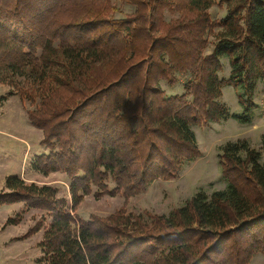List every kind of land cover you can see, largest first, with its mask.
Returning a JSON list of instances; mask_svg holds the SVG:
<instances>
[{"label": "trees", "instance_id": "trees-1", "mask_svg": "<svg viewBox=\"0 0 264 264\" xmlns=\"http://www.w3.org/2000/svg\"><path fill=\"white\" fill-rule=\"evenodd\" d=\"M119 1L134 9L114 19L112 0H0L2 98L31 107L25 115L45 150L32 166L68 186L62 195L7 177L0 206L41 212L21 236L42 232L36 264H248L264 254V134L259 150L245 139L221 147L226 188L198 192L167 215L125 204L77 214L87 196L126 203L177 178L200 155L191 127L226 117L221 86L240 89L248 108L264 84V0ZM213 6L225 10L222 20L211 18ZM222 57L227 81L218 79ZM180 75H190L183 92L167 94L162 83L173 87Z\"/></svg>", "mask_w": 264, "mask_h": 264}, {"label": "rangeland", "instance_id": "rangeland-1", "mask_svg": "<svg viewBox=\"0 0 264 264\" xmlns=\"http://www.w3.org/2000/svg\"><path fill=\"white\" fill-rule=\"evenodd\" d=\"M112 5L114 19L123 18L134 9L119 0H112ZM208 11L214 21H220L225 16V10L217 6ZM165 16L169 19L177 15L166 13ZM208 41L204 54H208L213 47L211 36ZM220 61L222 69L218 73V79L227 81L230 77L228 60L222 57ZM189 79L190 75H180L173 87L164 83L162 87L169 95L180 94L183 92V84ZM7 89L0 85V193L4 191L5 178L19 176L26 182L56 186L60 194L66 195L68 186L64 175L51 173L44 176L33 168L34 157L45 152L39 146L41 133L26 118V109H31L27 103L21 105L17 96L2 98ZM240 96L241 90L229 83L221 86L218 101L225 108L226 117L205 126L191 127L200 155L194 161L185 162L177 178L156 180L146 191L129 198L126 203L120 194L100 199L87 196L79 206L78 216L83 219L92 214L106 216L123 204L127 212L133 214L147 211L153 215H167L172 209L182 207L198 192L210 194L224 190L227 181L221 173V147L229 142L245 139L250 147L259 150L261 136L264 134V84L260 81L255 84L252 104L248 108L239 103ZM234 116H246L248 121L238 120ZM40 215V211L27 209L21 203L0 206V264H36L41 256L38 242L42 232L25 239H21V236ZM17 217L19 220L16 224L9 223ZM248 264H264V254L256 253Z\"/></svg>", "mask_w": 264, "mask_h": 264}, {"label": "crops", "instance_id": "crops-1", "mask_svg": "<svg viewBox=\"0 0 264 264\" xmlns=\"http://www.w3.org/2000/svg\"><path fill=\"white\" fill-rule=\"evenodd\" d=\"M10 97H12V96H10ZM14 97V96H13ZM28 123V122H27Z\"/></svg>", "mask_w": 264, "mask_h": 264}]
</instances>
